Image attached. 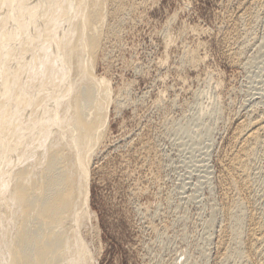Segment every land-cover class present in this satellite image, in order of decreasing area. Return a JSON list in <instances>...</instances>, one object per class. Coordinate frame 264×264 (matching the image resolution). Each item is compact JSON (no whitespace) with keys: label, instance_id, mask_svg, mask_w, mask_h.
Here are the masks:
<instances>
[{"label":"rangeland","instance_id":"374dc122","mask_svg":"<svg viewBox=\"0 0 264 264\" xmlns=\"http://www.w3.org/2000/svg\"><path fill=\"white\" fill-rule=\"evenodd\" d=\"M251 1L109 4L94 75L116 103L88 172L93 217L78 235L91 264H218L219 162L233 123L260 105L252 87L264 85V16L239 61L229 39Z\"/></svg>","mask_w":264,"mask_h":264},{"label":"bare ground","instance_id":"6f19581e","mask_svg":"<svg viewBox=\"0 0 264 264\" xmlns=\"http://www.w3.org/2000/svg\"><path fill=\"white\" fill-rule=\"evenodd\" d=\"M113 2L0 0V264H91L78 235L93 217L88 172L116 103L94 75ZM250 3L239 16L244 29L228 36L238 46L235 61L264 16V0ZM252 88L260 105L232 119L219 162L218 264H264V212L256 209L264 185V85Z\"/></svg>","mask_w":264,"mask_h":264}]
</instances>
